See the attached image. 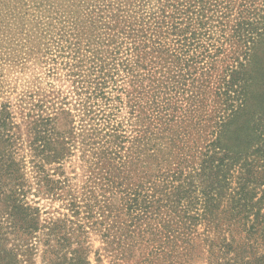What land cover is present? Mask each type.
Returning <instances> with one entry per match:
<instances>
[{"label": "trees", "instance_id": "trees-1", "mask_svg": "<svg viewBox=\"0 0 264 264\" xmlns=\"http://www.w3.org/2000/svg\"><path fill=\"white\" fill-rule=\"evenodd\" d=\"M68 1L84 18L67 67L77 120L63 104L39 115L25 159L0 106V264H36L39 246L40 264H91V232L112 264H264V0ZM83 30L100 55L80 54ZM119 71L126 125L106 90ZM72 149L79 184L62 171ZM27 162L61 217L27 200Z\"/></svg>", "mask_w": 264, "mask_h": 264}, {"label": "rangeland", "instance_id": "rangeland-1", "mask_svg": "<svg viewBox=\"0 0 264 264\" xmlns=\"http://www.w3.org/2000/svg\"><path fill=\"white\" fill-rule=\"evenodd\" d=\"M217 1L225 3V0ZM82 7L81 4L68 0H0V106L9 105L15 124L12 131L18 138L20 156L25 159H28L25 153H28L27 145L32 139L31 127L39 115L50 114L52 108L63 104L65 108H70L75 120L78 118V103L71 91L67 67L75 50V47H72V36L78 31L75 30V22L82 24L84 19L81 14ZM81 33L84 36L79 46L80 54L83 57L100 55V44L93 37L96 33L88 30ZM104 59L106 71L112 62L107 56H104ZM113 79H108L106 90H111L112 106L119 105L115 119L126 125L129 116L126 108L127 98L119 88L127 87L128 79L122 71L115 73ZM116 96L124 102L117 103L114 98ZM54 126L58 130L65 129L62 121L55 122ZM3 148L2 143L0 151ZM64 159L63 174L71 179L72 183H81L87 166L81 159V152L72 149ZM57 166L58 163L48 162L46 168L49 173H53L54 167ZM24 171L28 184L32 187L27 194V200L32 205L41 207V218L61 217V213L66 211L62 202L42 192L36 194L39 185L30 163L27 162ZM89 244L91 264H112L111 258L101 249L102 242L98 234L90 233ZM41 250L42 246H39L34 256L36 264L41 263ZM197 264L206 263L199 260Z\"/></svg>", "mask_w": 264, "mask_h": 264}]
</instances>
